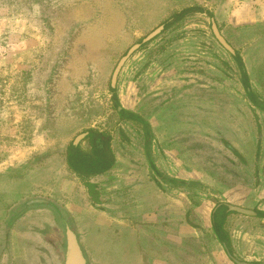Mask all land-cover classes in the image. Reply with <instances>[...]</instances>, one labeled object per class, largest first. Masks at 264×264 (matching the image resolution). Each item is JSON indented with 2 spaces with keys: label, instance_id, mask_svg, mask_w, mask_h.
Wrapping results in <instances>:
<instances>
[{
  "label": "rangeland",
  "instance_id": "1",
  "mask_svg": "<svg viewBox=\"0 0 264 264\" xmlns=\"http://www.w3.org/2000/svg\"><path fill=\"white\" fill-rule=\"evenodd\" d=\"M197 7L213 19L192 14L142 42L173 14ZM243 13V0H0V264L63 263L58 221L72 223L60 209L87 199L66 152L91 130L111 137L117 161L92 179L100 195L93 210L115 214L154 199L158 226L171 227V236L213 239L214 203L228 189L252 191L264 182V112L249 103L235 61L211 29L213 21L264 102V26L244 29ZM136 44L116 79V109L111 77ZM121 108L148 123L158 172L188 188L170 187L151 170L144 130L121 120ZM80 149L90 152L88 139ZM31 199L52 209L25 211L10 227L15 239H5L13 211ZM180 223L185 234L175 230ZM254 225L231 228L251 239L264 234ZM47 233L51 239H26ZM118 253L109 245L112 264Z\"/></svg>",
  "mask_w": 264,
  "mask_h": 264
},
{
  "label": "crops",
  "instance_id": "2",
  "mask_svg": "<svg viewBox=\"0 0 264 264\" xmlns=\"http://www.w3.org/2000/svg\"><path fill=\"white\" fill-rule=\"evenodd\" d=\"M243 3L244 29L252 28L257 23L264 26V0H243ZM80 143L77 146L79 148ZM116 164L117 161L112 170ZM75 175L79 177L77 174ZM102 175L92 177L89 181L96 184L92 179ZM252 189V191L244 189L243 192H238L237 188L228 189L223 196L226 199L214 203L210 210L208 224L213 239H210L209 242L207 239H186V235L171 236V227L158 226L159 220L156 219L155 212L157 210L154 199H148L146 207L143 205L142 208L138 203L131 204L130 209L121 205L120 209H123L112 214L110 210H93L92 206L99 203L94 204L88 193L84 204H80V202L79 204H63L68 221L72 223V228L66 226L65 229L70 228L74 231L86 264H112L107 257L109 245H114V248L119 250L118 264H264V234L257 232L251 239H247L245 232L239 234V232L236 233V229L232 232L231 228L232 225L237 226L238 229L254 224V226L260 225L264 228V182L258 183ZM136 192L135 189H131V195L137 196ZM98 199L100 202V195ZM219 204L225 205L230 213L226 218L224 229L228 237L231 256L226 254L211 226V213ZM230 206L250 211L253 214L245 215L231 211ZM45 223L51 226L48 221ZM188 224L195 227L197 231L201 230L199 226H193L191 222ZM12 226L13 224L11 228ZM175 230L177 233L184 232L185 234L187 223L185 226L180 223ZM51 233L42 236L35 234L26 237V239H51L53 234ZM19 238L17 235L16 239ZM5 239H15V237L10 236L9 231V236L7 235ZM64 263L65 258L62 264Z\"/></svg>",
  "mask_w": 264,
  "mask_h": 264
},
{
  "label": "trees",
  "instance_id": "3",
  "mask_svg": "<svg viewBox=\"0 0 264 264\" xmlns=\"http://www.w3.org/2000/svg\"><path fill=\"white\" fill-rule=\"evenodd\" d=\"M192 14H204L210 20L213 19V15L205 11L199 7L197 8H187L178 13L173 14L167 20L162 23L163 31L168 30L173 27L177 23L181 22L186 17H189ZM232 59L235 61L239 73H240V82L245 91L246 97L249 103L258 109L259 111L264 112V102L259 99V97L251 90L249 77L246 72L244 63L241 57L238 54L232 55ZM111 92V100L116 109L120 107L119 99L117 96L116 89L110 88ZM117 113L121 120L135 122L142 126L144 130V147L145 154L149 163V167L152 171L161 179V181L171 187H184L188 188L191 183L176 180L171 178L163 177L153 162L150 159V146L152 141L151 129L146 121H144L139 115L125 110L123 108L117 110ZM86 139H88L91 150L90 153H85L80 150L79 147L73 148L72 144H70L67 148L65 162L69 170L74 172L79 176V178L83 181V185L94 204L99 203V193L97 191V185L91 183L89 180L92 177L105 174L113 169L115 166L116 160L110 148L111 137L105 133L96 132V131H88L86 133ZM227 146V145H226ZM232 152L238 156V154L231 149ZM259 150V143L257 144V154ZM230 213L227 211V207L223 204H219L215 207V209L211 213V226L213 233L217 240L223 245V248L228 256H231V249L228 244V237L224 229V224L227 216Z\"/></svg>",
  "mask_w": 264,
  "mask_h": 264
},
{
  "label": "water",
  "instance_id": "4",
  "mask_svg": "<svg viewBox=\"0 0 264 264\" xmlns=\"http://www.w3.org/2000/svg\"><path fill=\"white\" fill-rule=\"evenodd\" d=\"M211 29L213 32V35L215 39L218 41V43L232 56L235 54L234 50L230 47V45L225 41V39L220 35L215 23L211 21ZM163 30V26H159L157 29H155L152 33H150L145 39H143L142 42H147L154 37H156L161 31ZM139 47V44L133 45L127 53L119 60L118 64L116 65L112 77H111V87L114 89L116 79L118 76L119 71L121 70L123 64L125 61L134 53L135 50H137ZM86 133L79 135L78 137L75 138V140L72 142V147L77 148L78 144L80 141L85 139ZM45 205L43 203V200L41 199H31L23 203L20 207L16 208L13 211L11 220L9 221V224L6 226V230L9 231L11 224H13L19 217L22 215L25 211L33 208V207H46L43 206ZM48 207V206H47ZM46 207V208H47ZM49 209H52V207H48ZM61 208V207H59ZM231 211H236L241 214L245 215H252L253 213L250 211L243 210L241 208L237 207H229ZM63 214L65 213L64 209H60ZM58 216V215H57ZM56 216V217H57ZM66 216V214H65ZM67 218V216H66ZM68 219V218H67ZM61 224H58L62 226L63 221L61 222L60 220L58 221ZM63 228V227H62ZM62 252L63 255H65V264H86V259L83 257V252L81 248L78 245L75 233L73 230L70 228L64 229L63 230V236H62Z\"/></svg>",
  "mask_w": 264,
  "mask_h": 264
},
{
  "label": "flooded vegetation",
  "instance_id": "5",
  "mask_svg": "<svg viewBox=\"0 0 264 264\" xmlns=\"http://www.w3.org/2000/svg\"><path fill=\"white\" fill-rule=\"evenodd\" d=\"M64 225V226H63ZM62 226L59 225L60 228L64 227V229L66 228V225L63 224ZM62 244V243H61ZM64 258H65V255H64ZM65 264V263H64Z\"/></svg>",
  "mask_w": 264,
  "mask_h": 264
}]
</instances>
